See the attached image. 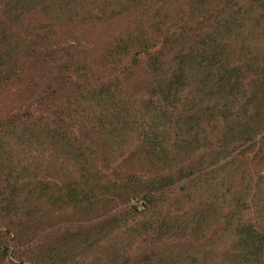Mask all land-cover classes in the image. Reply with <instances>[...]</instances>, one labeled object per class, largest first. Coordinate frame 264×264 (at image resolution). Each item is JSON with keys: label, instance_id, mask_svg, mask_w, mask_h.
I'll list each match as a JSON object with an SVG mask.
<instances>
[{"label": "trees", "instance_id": "16d2710c", "mask_svg": "<svg viewBox=\"0 0 264 264\" xmlns=\"http://www.w3.org/2000/svg\"><path fill=\"white\" fill-rule=\"evenodd\" d=\"M264 264V0H0V264Z\"/></svg>", "mask_w": 264, "mask_h": 264}, {"label": "rangeland", "instance_id": "374dc122", "mask_svg": "<svg viewBox=\"0 0 264 264\" xmlns=\"http://www.w3.org/2000/svg\"><path fill=\"white\" fill-rule=\"evenodd\" d=\"M125 261H126V258H123V259L121 260V263H120V264H125Z\"/></svg>", "mask_w": 264, "mask_h": 264}]
</instances>
